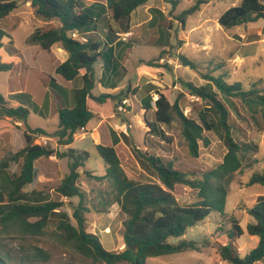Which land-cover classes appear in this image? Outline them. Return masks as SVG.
Returning <instances> with one entry per match:
<instances>
[{
    "label": "trees",
    "instance_id": "obj_1",
    "mask_svg": "<svg viewBox=\"0 0 264 264\" xmlns=\"http://www.w3.org/2000/svg\"><path fill=\"white\" fill-rule=\"evenodd\" d=\"M166 1L171 3L173 8L179 4V0ZM30 2L35 16L46 22L31 35L30 41L52 55L57 63L55 75L50 74L45 80L46 83L55 88L60 86L58 81L66 84L81 77L83 84L73 90L71 105L60 103L59 124L52 131L30 127L28 125L30 108L24 105L11 106L0 95V134L10 130L16 121L22 122L26 127L22 132L23 148L0 162V234L22 240H38L50 235L65 249L91 260L92 264L124 262L146 264L150 258L188 251L202 252L212 248L209 240H188L183 236L190 227L206 219L212 212H225L229 185L234 175L244 168L246 153L253 148L250 144L235 138L230 108L237 111L234 98L240 99L252 112V117L259 114L263 117L264 130V92L258 88L247 90L242 82L230 83L221 73L201 72L195 61L184 54H176L184 66L201 72L202 77L208 81L205 85L197 86L189 80L179 78L188 93L206 102L208 107L206 112H200L199 120L191 118L179 105L185 93L172 102L165 92L159 91L155 101V121L146 119L150 132L171 144L172 136L159 125L171 124L177 115L182 124V135L193 157L199 156L201 142L205 146L210 144L205 134L207 131H215L223 138L227 152L221 164L203 171L199 176L196 172L176 168L171 160L134 147L131 137L122 134L123 140L134 147V152L144 169L156 179L142 182L127 175L115 147L120 142V137L115 130L112 131V145L102 143L96 145L99 156L106 164L105 174L93 175L91 171L84 170L86 175L98 181L107 180L111 187L106 195L101 194L97 202L101 208L94 207V211L105 213L109 207L117 204L126 215L123 221L125 249L122 251L106 249L98 234L90 232L87 228L86 214L92 209L88 192L78 183L80 170L85 168L92 154L87 150L74 148L61 152L59 149L55 150L51 144H38L36 140L47 137L56 139L59 147L71 145L75 140V134L86 127L95 116L88 104L90 98L98 103H104L108 98L118 99L123 95L114 96L110 93L93 95L96 81L95 65L102 58V54L100 43L89 32L96 30L99 23L108 16L110 22L118 26L117 31H112L114 29L109 25L114 34L128 33L132 26L133 11L147 5L149 0H98L92 4L86 3L85 0H30ZM209 2L210 0H197L195 4L177 14L176 20L185 24L189 16L200 11L201 7ZM18 7V0H0V49L4 42L13 41L12 36L1 29V23ZM155 11L164 18L161 10ZM260 18H264V0H241L238 5L224 11L218 22L225 29H230L255 22ZM172 23L166 27L153 26L151 43H155L158 36L165 37ZM170 47L177 48L174 45ZM55 48L63 49L68 56L65 59H58ZM168 52L170 49H163L157 60L147 61V64L157 66L156 62ZM11 63L7 64L0 60V71H9ZM217 68H221V64ZM82 70L84 73L81 75ZM15 95L18 98L28 97L23 93ZM209 113L214 117L209 119ZM52 155L69 159V173L51 189L61 198L65 197L71 201L78 198L72 216L63 209L65 205L63 200L50 197L51 189L25 191V187L35 180V162ZM17 163H21L19 173H11L9 170L11 165ZM179 184L196 190L198 202L181 204L174 193ZM249 184L264 185V170L253 172ZM246 211L252 217V221L247 224V232L258 237V243L245 256L241 255L233 242L219 246L218 254L221 260L228 264H256L264 260V195H259L256 203L246 208ZM50 229L53 230L49 232ZM243 233L241 224L235 222L229 236L236 238ZM174 239L177 241H173ZM13 255L10 249L0 247V264H49L51 260V252L38 245H33L25 254Z\"/></svg>",
    "mask_w": 264,
    "mask_h": 264
},
{
    "label": "rangeland",
    "instance_id": "obj_2",
    "mask_svg": "<svg viewBox=\"0 0 264 264\" xmlns=\"http://www.w3.org/2000/svg\"><path fill=\"white\" fill-rule=\"evenodd\" d=\"M18 1L19 7L2 21L1 29L7 32L9 31L13 35L15 45L20 51H23V56L20 57L19 55L16 63H11L7 60V56L3 54L5 48L0 49V54L2 55L0 60L7 64L11 63L12 65L9 71H0V95L11 106H18V103L10 96L11 88L20 86L25 89L33 97V101L30 104L31 113L28 118L29 126L32 128L41 127L53 130L59 124L58 103L55 99L49 100L47 97V93L51 94L50 88L43 84V74L37 69V67L40 68L38 63L41 62L40 56L42 57V53L38 55L34 51L35 49L33 50L30 47L33 43L31 41L28 42L32 33L37 28L44 26L46 22L35 16L28 0ZM196 1L180 0L176 8H172V5L166 0H156L154 2L156 6L163 8L170 17V19L166 18L163 24L169 25L170 22H173V45L177 47L170 48V52L166 54L165 58L157 61L156 64L163 65V70L168 73H173L174 69H176L178 78L182 77L197 86L208 82L202 77L201 72H212L213 74H224L226 80L230 83L242 82L247 90L258 88L264 92V18H260L245 26L236 27L233 30L231 29V31L223 27L221 29L217 25L218 17L229 7L238 4L240 0H212L208 5H203L199 12L189 16L186 26L183 27L182 23L176 20V15L195 4ZM141 12V10L136 11L135 18L136 16L139 17ZM200 18H208L209 20L199 23ZM135 31L136 34L134 37H138L141 41L145 40L148 36V30L145 27L138 28ZM231 32H234L232 37L229 35ZM6 45L10 46V44ZM55 50L59 54L58 57L64 58L67 56L66 52L61 53L57 48ZM158 52L159 49L154 46L142 45L137 47L135 51L130 52L128 60L133 61L137 53H139L147 59L138 57L139 59L136 61V64H140L142 60L155 61L158 59L157 55H155ZM176 54H184L189 59L195 61L199 65L201 72L184 66ZM46 63L48 64V62ZM218 63L222 64L221 68H217ZM144 64L148 65L147 62H144ZM97 69L99 73L98 65ZM128 72L130 73L127 74L128 79L133 80L134 69L130 64H128ZM47 73L50 72L48 71ZM122 73L126 74L125 69H122ZM171 77L169 74L166 76L164 80L166 85ZM178 78L175 79L178 88H174L173 86L170 92L172 102H175L178 96L185 93V96L179 102L180 107L187 116L199 120L200 112H206L208 105L199 98L190 95ZM78 85L79 82L77 80L70 86L77 87ZM93 92H102V89L97 84ZM130 97H133V95ZM133 102L126 107V113L133 107V112L127 117L133 123L131 131L134 138L132 140L135 145L134 147L162 156L165 160H171L174 162L176 168L187 172H196L199 176H201L203 171L209 168H215L222 163L227 152V146L223 138L215 131L205 132L210 140V144L205 146L201 142L199 156L193 157L189 152L188 143L182 135V124L177 115H175V119L171 124L163 123L159 125L164 128V131L169 136H172V143L168 144L162 141V138L156 134L152 137L150 132H148L150 141L149 148L146 149L144 140L146 121L141 106L135 100ZM234 102L237 111H234L232 107L230 108V120L234 127V136L238 141L246 142L253 148L246 153L244 168L234 175L229 185L225 212H212L206 219L190 227L183 236V238L188 240H209L213 247L202 252L188 251L150 258L146 264H228L221 260L218 254L219 246L233 242L242 256L247 255L256 247L258 237L249 235L246 229L248 222L252 221V217L247 213L246 208L253 206L259 195H264V185L249 184L253 172H261L264 170L263 117L260 114L252 117V112L240 99L234 98ZM41 106L48 115H41L36 111ZM114 106V101L108 100L103 105L99 104L97 106L98 108L96 106L93 108L95 111H101L103 116L109 117L114 114ZM153 114L149 112L147 116L151 122L155 121ZM213 117L212 113H209L208 118ZM115 120L111 119V121ZM92 121L99 124L100 119L96 116ZM25 128L24 124L17 123V126H12L10 130H5L4 133L0 134V162L5 157L10 158L15 152L23 148L24 140L22 132ZM102 130V132H105L106 129L102 128ZM92 131L93 138L89 140L90 144L84 146L92 154V158L86 163L85 168L80 170L81 175L78 181L80 186L88 192L89 204L92 209L91 212L86 214L88 219L87 228L90 232L98 234L106 249L122 251L125 249L123 221L126 215L121 212L117 204L109 207L105 213H97L94 211V207L101 208V205L97 204L101 194L104 193L106 195L111 187L107 180L98 181L86 175L84 172L86 169L91 171L93 175H98L99 172L102 173V166L105 164L104 160L98 154L96 144H108V142L105 138L101 137V133L98 134L95 129ZM36 143L50 144V140L47 137L38 138ZM134 147L129 145L128 147L123 146L119 148L122 166L127 175L131 179L142 182L155 181L156 179L144 169L138 160L134 152ZM68 162V158L62 159L60 168L55 173L52 171V177L49 178L43 172H37L33 185H27L25 188L37 187L51 189L61 181V178L69 173ZM20 164H12L9 169L10 172L19 173ZM94 172L97 173L95 174ZM174 193L179 202L184 205L194 204L199 200L196 190L182 184L176 186ZM52 194L53 199H61L65 202L63 209L72 216L74 208L79 201L78 198L71 201L65 197L61 198L55 192ZM107 198H109V195ZM73 222H75L74 219ZM235 222L241 224L244 233L239 237L230 238L229 233L233 230ZM52 230L50 229L49 232ZM173 241L177 240L174 239ZM33 245L41 246L51 252L49 264H92L91 260L65 249V247L61 246L50 235L41 237L38 240H22L0 234V247L3 246L10 249L14 254L13 256L27 253ZM121 264L128 263L124 262ZM256 264H264V260Z\"/></svg>",
    "mask_w": 264,
    "mask_h": 264
},
{
    "label": "crops",
    "instance_id": "obj_3",
    "mask_svg": "<svg viewBox=\"0 0 264 264\" xmlns=\"http://www.w3.org/2000/svg\"><path fill=\"white\" fill-rule=\"evenodd\" d=\"M85 1L88 4H92L98 0H85ZM155 1L156 0H149L147 5L141 6V7L137 8L135 11H133L132 19H131L132 26H131V29L128 33H119L118 32V33L114 34L112 31H115V30L117 31L118 26L115 24H112V21L110 22L108 16L105 17V19H103L99 23L98 28L96 30L89 32V34L91 36L95 37L96 41H98L100 43V45H101L100 51L102 54V58L95 65L96 81H95V86H94V88H95L96 85L98 84L99 87L102 89V92L94 93L92 91L93 95L99 96L102 93H110L114 96H119L121 94H123V95L119 96L120 98H118V99L108 98L106 100V102L108 100H113L114 105H115L114 106V114H112L109 117L103 116L101 111H95V109L93 108L94 106L97 107L99 104L103 105L106 102L98 103L94 99L90 98L88 100V104H89L90 108L93 110V112L95 113L94 118L96 116L99 117V119H100L99 124L97 122H93L92 121L94 119L93 118L84 129H80L75 134V140L69 146H60L59 147L56 139H49L50 144L52 145V147L55 150L59 149L61 152L66 151L69 148H74L76 150H86L84 146H87L90 144L89 140L93 138L92 137V132H93L92 130H94V129L97 131L98 134L101 133L102 138H105L107 140L108 144H105V145H112L113 144L112 131L115 130L114 129V123L119 122V121H123V122H125L131 126L129 129V136L131 137V140H134V138L132 136V131H131L133 123L127 117L129 114H131L133 112V107L126 114L125 113L119 114L117 112V106L123 98H129L131 103H134L133 100H135V102L141 106L145 121H146V119L148 120L147 116H148L149 112L155 113V109H156L155 101L158 98V92L159 91L165 92L169 96V99L172 101V98L170 96V92H171L173 86H174V88H178L177 84L175 83V79H177L179 77L178 74H176V72H177L176 69H174L173 73H168L165 70H163L164 69L163 65H157V66L145 65L144 62H147L149 60H147V61L142 60L140 64H136V61L139 58L147 59L146 57H143L139 53H137L136 58L133 61L128 60L130 52L135 51V49L137 47H140L142 45L154 46V47L158 48L159 52L155 54V55H157V57H159L160 52L163 49H170L171 48L170 46H173V31H174L173 30V24H172V27L169 29L168 33H166L165 37L158 36L156 38V42L151 43L152 42V36H153L152 34H154V27L153 26H157V27L165 26L166 27L167 25L163 24V21L166 18L170 19V17L168 16V14H166V12L163 8L158 7L154 4ZM211 1L212 0H210L209 3H211ZM28 2L31 5L30 0H28ZM179 2H180V0H179ZM240 2H241V0L239 1V3ZM169 4H171V3H169ZM208 4H206V5H208ZM238 4H235V5H238ZM172 8H173V6H172ZM156 9H159L163 12V14L165 15L164 18L161 17L159 15V13H157L155 11ZM140 10L142 11L141 14H143V12H145V14H143L142 16L140 14L139 17L136 16V18H135V12L140 11ZM156 16L159 18V19L157 18L158 20L156 19ZM207 20H209V19L208 18H205V19L200 18L199 23L205 22ZM187 22H188V19H187L185 24H182V26L183 27L186 26ZM152 23H154V24H152ZM109 25L114 30L111 31ZM217 25L219 27H221V29H222V26L219 24L218 19H217ZM241 26H245V25H241ZM141 27H145L146 30H148V36L146 37L145 40H142V41L139 40L138 37H134L136 34L135 30L138 28L140 29ZM237 27H240V26H237ZM235 28L236 27L230 28L227 30L231 31V29L233 30ZM8 33L11 35V33L9 31H8ZM233 34H234V32L229 33V35L231 37L233 36ZM11 36L13 38L12 43L6 41L3 44L2 48H5V51L3 54H5L7 56V59L9 61H14V63H16L19 55H20V57L23 56V51H20L16 47L14 37H13V35H11ZM30 37L28 39V42H30ZM232 39H234V38H232ZM6 44H10V46H7ZM30 47L33 48V50L35 49L34 51L36 53H38V55H40V53H42L41 54L42 57L40 56L41 62L38 63L40 68L37 67V69L39 70V72L41 74H43V76H42L43 84L46 87L50 88L51 94L47 93V97L49 98V100L55 99L57 101L58 112H59L60 103H63V104L68 103L69 105H71V103L73 102V90L75 88L82 86V84H83L82 79H81V77H78L74 81H72L70 83H66V84L58 81V84L60 86L54 88L52 85L46 83L45 80H46V78H48V76L50 74L55 75V68L57 66L55 58L52 55H50L49 53L44 52L43 50L39 49L36 44H32ZM12 49H15V50L12 51ZM57 49L59 50V52L65 53V51L63 49H60V48H57ZM247 52H248V50H247ZM250 52H252V51H250ZM43 55H44V58H43ZM57 55H59V54L57 53ZM67 56H68V53H67ZM165 56L162 57L161 59H164ZM66 57H64V58L59 57L58 59H65ZM45 60H47V61H45ZM46 62H48V64ZM128 64H130L131 67L134 69V77H133L134 79L133 80H130L127 77V74H130L128 72ZM219 64L220 63H218L217 66H219ZM97 65H98V68L100 71L99 73H98ZM122 69H125L126 74L122 73ZM48 71L50 73H47ZM83 73H84V70H82L81 75ZM168 74L171 75L172 77L169 80L168 84L166 85L164 83V80L166 79V76ZM98 75H99V77H98ZM45 76H47V77H45ZM77 80L79 82V85L77 87L70 86L73 82H75ZM124 82H126V83H124ZM203 85H205V84H203ZM21 93L27 94L28 97L27 96H25L23 98L16 97L15 94H21ZM128 94H129V97H128ZM131 95H133V97H130ZM10 96L13 100H15L18 103V105H24L28 108H30V104L33 101L32 95L29 92L25 91V89L21 88L20 86L12 87ZM92 102L95 105H93ZM8 104L10 105L9 102H8ZM147 107H149L150 109H147ZM36 111L41 115H48L47 113H45V110L42 108V106L39 107V109ZM30 112H31V108H30ZM111 119H116V120L111 121ZM153 119L155 120L154 114H153ZM141 122L144 123L143 121H141ZM17 123L23 124L22 122L16 121L15 125H13V127L17 126ZM145 127H146L145 128L146 131H145L144 140H145V147H146V149H148L149 148L148 145H149V141H150V139L148 138V136H149L148 132H150V128L148 127L147 123H146ZM160 127L162 129H164L162 126H160ZM102 128L106 129L105 132H102L103 131ZM44 129H46V128H44ZM55 129H53V130H55ZM47 130H50V129H47ZM50 131H52V130H50ZM114 132H116V131H114ZM116 134L118 137H120V142L115 146L116 150L120 156L119 148H122L123 146L128 147L129 145L123 140L122 134H120L118 132H116ZM150 134L152 137L154 136L153 133L150 132ZM40 138H44V137H40ZM102 144H104V143H102ZM42 159H44V160H42ZM62 159H65V158H58L56 155H52L49 158H46V160H45V158H41V159L37 160L35 162L36 173L41 171L44 173V175L46 177H48V178L52 177L51 172L53 171V173H55L60 168V166L62 164ZM68 166H69V162H68ZM104 170L106 172V164H104V166H102V173L104 172ZM105 172L103 174L99 172L98 175H104ZM94 173L96 174L97 172H94ZM35 180H36V177H35ZM35 180H34V182H35ZM33 183H31L29 185H33ZM35 189L40 190L42 188L30 187V188H25V191L31 192ZM53 192H54V190L51 189V192H50L51 198H53V194H52Z\"/></svg>",
    "mask_w": 264,
    "mask_h": 264
},
{
    "label": "built area",
    "instance_id": "obj_4",
    "mask_svg": "<svg viewBox=\"0 0 264 264\" xmlns=\"http://www.w3.org/2000/svg\"><path fill=\"white\" fill-rule=\"evenodd\" d=\"M74 36L76 37L77 36V32L74 33ZM131 103V101L129 100V98H123L120 103L118 104L117 106V112L119 114H123V113H126V107L129 106ZM130 125L123 122V121H119V122H116L114 124V129L116 132L120 133V134H126V135H129V129H130ZM85 127L81 128V129H84Z\"/></svg>",
    "mask_w": 264,
    "mask_h": 264
},
{
    "label": "water",
    "instance_id": "obj_5",
    "mask_svg": "<svg viewBox=\"0 0 264 264\" xmlns=\"http://www.w3.org/2000/svg\"><path fill=\"white\" fill-rule=\"evenodd\" d=\"M136 252H138V249H136Z\"/></svg>",
    "mask_w": 264,
    "mask_h": 264
}]
</instances>
